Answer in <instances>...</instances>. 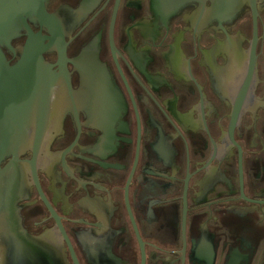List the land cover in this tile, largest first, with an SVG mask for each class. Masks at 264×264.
Listing matches in <instances>:
<instances>
[{"label": "flooded vegetation", "instance_id": "obj_1", "mask_svg": "<svg viewBox=\"0 0 264 264\" xmlns=\"http://www.w3.org/2000/svg\"><path fill=\"white\" fill-rule=\"evenodd\" d=\"M241 2L26 20L0 64V264H264V0Z\"/></svg>", "mask_w": 264, "mask_h": 264}, {"label": "water", "instance_id": "obj_2", "mask_svg": "<svg viewBox=\"0 0 264 264\" xmlns=\"http://www.w3.org/2000/svg\"><path fill=\"white\" fill-rule=\"evenodd\" d=\"M49 0H0V61L4 65L5 54L2 47L11 51L10 42L26 26V20L34 21L46 17L45 7ZM153 9L164 18H168L191 3H198L202 8L205 1L211 2L213 13L238 11L242 0H151ZM26 45L13 51L22 59L41 58L37 52H30Z\"/></svg>", "mask_w": 264, "mask_h": 264}]
</instances>
